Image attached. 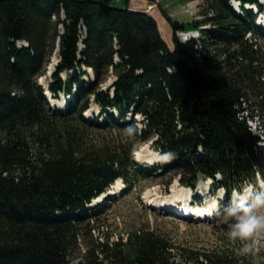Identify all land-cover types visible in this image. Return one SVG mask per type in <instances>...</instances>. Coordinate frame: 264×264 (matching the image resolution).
<instances>
[{
  "label": "trees",
  "instance_id": "1",
  "mask_svg": "<svg viewBox=\"0 0 264 264\" xmlns=\"http://www.w3.org/2000/svg\"><path fill=\"white\" fill-rule=\"evenodd\" d=\"M157 5L171 25L172 49L155 20L128 9V0H0V264H251L253 250L242 253V241L226 233L198 254L173 250L147 227L94 239L70 263L111 196L91 200L117 177L130 187L141 172L135 141L156 135L154 146L173 153L161 175L180 172L187 186L220 172L216 183L230 194L255 182L256 171L264 179V146L247 124L258 115L264 126V50L245 38L256 31L254 14L208 0L205 22H178L163 0ZM178 30L202 33L181 41ZM57 41L48 88L71 94L65 110L50 107L37 81ZM82 66L92 68V80L81 78ZM110 73L114 80L102 88ZM92 102L99 114L88 120L83 112ZM136 113L143 126L129 134ZM91 130L102 137L91 138ZM258 254L264 264V244Z\"/></svg>",
  "mask_w": 264,
  "mask_h": 264
},
{
  "label": "rangeland",
  "instance_id": "2",
  "mask_svg": "<svg viewBox=\"0 0 264 264\" xmlns=\"http://www.w3.org/2000/svg\"><path fill=\"white\" fill-rule=\"evenodd\" d=\"M163 2L168 11V16L178 22L186 21L191 18L203 20L201 22H205L206 17L212 13L208 9V0H163ZM127 7L130 10L141 11L150 15L155 20L162 39L166 42L170 49L173 48L172 28L157 5V0H155V2H150L148 0H128ZM209 26L210 23H207L203 24L201 28H207ZM197 33L200 34L202 32L200 30L189 32L178 30L175 34L178 39H182L184 37L183 35L185 34L189 35L190 37H198L199 35L197 36ZM85 35L86 30L81 24L79 31L80 40L78 42L79 47L83 46L82 39L85 37ZM257 37L258 43L264 48V33L257 34ZM22 44L26 45V42L23 41ZM57 53L58 50H56L55 47L48 64L37 79L38 85L44 90V95L48 92V84L55 80L53 78V73L55 72V63L54 65L51 63L55 61L57 62V60H59ZM82 68L86 69L87 74H83L81 78H83L85 81L91 80L94 77L93 72L87 66H82ZM64 75V72L60 73L59 77L63 79ZM113 79L114 76L112 73H110L107 79L102 83V88H105L108 84H110ZM72 90L74 91V88H72ZM47 94L50 97L49 98L45 95L49 104L50 102L61 101L63 96L62 92L56 93V96H53L50 92ZM246 105L247 104H245V106ZM97 112V105L90 103L89 108L84 114L88 117H91L93 115H97ZM135 117H137L138 125H140L141 122L139 119L141 116L138 117L137 115ZM249 120L251 121H248L247 123L252 127H259L258 124L263 125L261 118L258 115ZM262 129L264 130V126H262ZM101 133H103V131L101 132L91 130L89 135L91 138L99 140V138L102 137ZM107 135L108 134H106L104 137L106 138ZM112 135L115 136V133ZM156 137V135H152L151 137H147L146 140L144 139L142 142H134L135 144L132 148V155L134 156L135 161L137 160V156H139L137 152L141 148H145L151 153L153 152L154 149L152 148L151 141H154ZM135 152L137 156L135 155ZM149 155L151 154L149 153ZM140 162V165L142 166L143 162ZM144 164L150 166L148 163L144 162ZM144 164L143 166H145ZM137 166H135L136 171L141 172L136 173V177L133 179V185L131 188L125 193L119 194L115 197H110L108 199L106 214L102 217H99L97 221L92 223L90 233L86 236V238H80L78 249L74 250L70 254V263L76 260L78 251L80 253L83 252L86 243L89 244L94 239L98 240L106 237H109L110 239H116L120 235L125 237L129 229H137L138 227H147L150 230H153L156 233L166 237L169 243L172 244L173 250L180 248L181 250H184V252L190 251L200 254L221 244L222 241H220L219 238L225 233L227 234L228 218L225 215L222 214L223 216L220 217V219L213 222H208V220L190 222L181 220L175 216H170L169 214H161L159 209H150L142 204L141 199L146 196V194H144L146 191H149V193L153 195L163 197L167 196L168 199L169 197L171 198V186L175 183L176 179L180 177V172L155 175L153 174V171H150V169L148 172H146L144 170H140L142 167L139 169V166ZM147 166L144 168L146 169ZM201 188H203V183L200 184V187L195 192L197 198L200 195ZM113 190L116 191V186L113 188ZM204 190L209 194L214 195L217 194L218 189L212 188V185H210L209 187L205 186ZM198 199L200 200V198ZM228 200V197L223 198L221 201V207H223V205L226 204ZM256 240L257 243L254 246L253 256L250 258L251 264H260L258 249L264 244V230H261L260 234L256 236Z\"/></svg>",
  "mask_w": 264,
  "mask_h": 264
},
{
  "label": "clouds",
  "instance_id": "3",
  "mask_svg": "<svg viewBox=\"0 0 264 264\" xmlns=\"http://www.w3.org/2000/svg\"><path fill=\"white\" fill-rule=\"evenodd\" d=\"M136 131H139L138 126H129L127 129L129 134ZM162 154L169 157L173 155L170 150L163 151ZM221 175L217 172L216 178H221ZM205 179L209 184L211 183L210 178ZM223 197L224 192L218 189L217 194H214L208 203L202 206L199 215H225L228 218L227 235L242 241L240 251L247 253L254 250L257 243L256 236L264 230V179L234 188L228 202L221 207Z\"/></svg>",
  "mask_w": 264,
  "mask_h": 264
},
{
  "label": "bare ground",
  "instance_id": "4",
  "mask_svg": "<svg viewBox=\"0 0 264 264\" xmlns=\"http://www.w3.org/2000/svg\"><path fill=\"white\" fill-rule=\"evenodd\" d=\"M53 65H54V62L52 63ZM149 151L147 150V149H145V148H141L138 152H137V154L140 156H137V158H142V157H147V159H150V160H152V159H154L155 157H157V155L156 154H151V155H149ZM135 154H136V152H135ZM172 191H173V196L174 197H176V198H179V199H182L183 197V199L182 200H184L185 198H187L188 196V194H189V190L188 189H186V188H183V187H178L177 186V189H176V185H174V188H172ZM150 203V205H153V206H156V205H161V203H162V198H149V200H148V204ZM184 209H186V208H184Z\"/></svg>",
  "mask_w": 264,
  "mask_h": 264
},
{
  "label": "water",
  "instance_id": "5",
  "mask_svg": "<svg viewBox=\"0 0 264 264\" xmlns=\"http://www.w3.org/2000/svg\"><path fill=\"white\" fill-rule=\"evenodd\" d=\"M59 49V47H58V45H57V48H56V50H58Z\"/></svg>",
  "mask_w": 264,
  "mask_h": 264
}]
</instances>
